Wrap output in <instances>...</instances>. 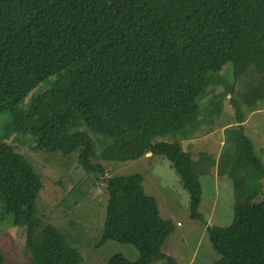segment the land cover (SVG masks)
<instances>
[{"label": "trees", "instance_id": "trees-1", "mask_svg": "<svg viewBox=\"0 0 264 264\" xmlns=\"http://www.w3.org/2000/svg\"><path fill=\"white\" fill-rule=\"evenodd\" d=\"M227 63L233 82L210 103L221 109L232 94L235 114L223 142L230 149L227 174L260 185L264 167L244 132L241 107H264V0H0V112L11 116L0 134V202L8 222L24 228L29 264H79L81 256L63 232L36 216L41 182L5 138L23 132L36 139L34 148L63 156L78 150L88 174H105L93 157L164 156L189 194L191 217L202 219L197 161L179 142L157 138L200 132L207 85ZM50 77L48 88L21 107ZM241 78L245 88L235 92ZM82 126L100 136L98 153ZM105 194L100 243L130 244L138 252L135 260L115 253L107 264H176L161 251L173 223L145 194L141 174L107 177ZM206 233L220 255L212 264H264V194L236 210L229 225H209Z\"/></svg>", "mask_w": 264, "mask_h": 264}, {"label": "rangeland", "instance_id": "rangeland-1", "mask_svg": "<svg viewBox=\"0 0 264 264\" xmlns=\"http://www.w3.org/2000/svg\"><path fill=\"white\" fill-rule=\"evenodd\" d=\"M211 77L206 88L208 95L202 100L206 107L201 106V113L204 111L206 116L200 132L195 137L186 139L172 134L157 138L179 142L183 151L197 161L201 186L198 211L202 214V219L191 217L189 194L164 156H143L129 161H103L93 157V162L99 161L103 165L105 174H88L78 162V150L63 156L60 152L34 148L36 139L23 132H15L5 138V142L25 157L41 182V190L36 199V216L43 224H51L67 236L68 244L81 256L79 264H107L115 253H120L129 260L138 257L136 248L130 244L111 240L100 243L107 199L105 179L136 173L142 175L144 192L155 199L159 215L171 221L174 226L162 244L161 251L171 256L176 264H212L219 260L220 255L213 249L206 227L227 226L236 210L250 207L261 200L264 178L260 185H253L242 181V177L228 176L227 159L230 149L223 146V142L224 128L233 122L235 114V108L230 104L232 94L228 92L225 95L221 109L210 106V103L216 104L220 99V94L225 91L224 84H232V64L227 63L219 73L212 74ZM52 79L53 77L48 78L31 90L21 107H26L33 96L47 89ZM245 85V80L241 78L234 82L233 88L235 92L242 91ZM241 109L248 117L244 132L264 167V107L251 113L243 105ZM10 118L9 110L0 112V134ZM82 129L98 142V153L101 149L98 140L100 136L84 126ZM3 209L0 202V248L3 251V264H29L24 228L11 225L4 216ZM152 264H166V260Z\"/></svg>", "mask_w": 264, "mask_h": 264}, {"label": "crops", "instance_id": "crops-1", "mask_svg": "<svg viewBox=\"0 0 264 264\" xmlns=\"http://www.w3.org/2000/svg\"><path fill=\"white\" fill-rule=\"evenodd\" d=\"M250 113H251V112H250ZM248 116H249V115H248ZM247 118H248V117H247ZM247 118L245 119L244 125H245V123H246ZM191 140H193V139H191ZM149 155H150L149 153L146 154V156H148V157H149Z\"/></svg>", "mask_w": 264, "mask_h": 264}]
</instances>
